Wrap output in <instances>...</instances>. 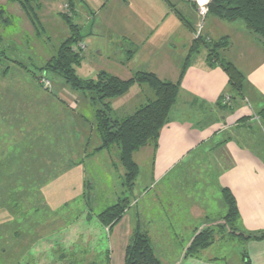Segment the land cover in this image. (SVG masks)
I'll list each match as a JSON object with an SVG mask.
<instances>
[{
	"label": "crops",
	"instance_id": "obj_1",
	"mask_svg": "<svg viewBox=\"0 0 264 264\" xmlns=\"http://www.w3.org/2000/svg\"><path fill=\"white\" fill-rule=\"evenodd\" d=\"M169 1L171 7L164 0H72V19L80 26L83 41L85 37L94 38L104 33L110 37L119 36L124 39L123 43L136 46L128 61L119 60L120 55L112 57L122 50L119 47L106 51L97 48L89 58V65L95 69L92 66L85 74L104 70L127 79L135 71L147 70L163 80L176 81L193 40L194 29L190 31L174 13V10L179 13L177 4L185 1ZM166 18L168 22L162 34L153 37L149 35L152 31L146 33L149 28L161 25ZM84 26L94 29V33L90 29L82 32ZM214 27L219 29L217 37H226L228 42L220 52L221 56L233 62L244 74L243 93L220 104L219 100L229 90L226 73L217 63L208 65L206 48L201 52L199 46L190 56L171 109L175 107L186 117L170 113L159 132L156 146L145 145L133 153L138 174L129 191L131 202L128 208L106 237L102 228H98L95 234L86 233V243L80 244L84 245L86 252L89 249L98 252V257L104 256L100 264H105L106 260L108 264L124 263L125 248L136 225L149 237L161 264H264V115L259 114L264 108V44L248 33L242 24L236 33L225 21L214 19ZM176 47L180 48L179 53L175 52ZM84 57L82 54V61ZM29 88L31 92L35 91L31 84ZM26 90H20L19 102H22L23 110L26 109L24 102L29 101V112L42 110L38 118H45L44 122H39L34 137L46 136L49 141L45 148L50 155L60 154L59 150H54L56 143H51V138L55 136L56 126L61 127L62 123H58L59 118L44 115L42 107L48 105L47 98L41 100L43 105H33L37 99L32 95L26 96L29 99L22 96ZM150 97L152 93L147 86L135 85L112 100L113 114H128ZM57 98L61 106L62 102L68 103L59 94ZM93 124L94 121L90 123ZM80 140L83 143L84 137ZM105 153L108 155L109 151ZM73 167L76 170L72 171L79 173L81 166ZM78 173L73 180L61 181L75 192V195L69 192L68 197L77 196V192L83 189L84 179L80 173L77 176ZM183 185L191 186L192 192L185 191ZM222 188H228L235 198L239 214L236 227L242 232H263L262 237L242 241L243 249L232 255L213 253L212 245L194 255H185L195 230L212 226L226 213ZM214 189L222 199L223 208L219 213L211 209L207 197ZM197 194L198 199L195 198ZM46 199L52 206L62 201L52 191ZM156 217H159L158 223ZM164 222L165 227L161 228ZM163 234L169 238L161 239ZM60 243L69 245L65 240ZM88 261L91 260H85Z\"/></svg>",
	"mask_w": 264,
	"mask_h": 264
},
{
	"label": "rangeland",
	"instance_id": "obj_2",
	"mask_svg": "<svg viewBox=\"0 0 264 264\" xmlns=\"http://www.w3.org/2000/svg\"><path fill=\"white\" fill-rule=\"evenodd\" d=\"M183 1H185L184 4H181V2L177 4V9L186 21L190 23L191 28L194 29L192 33L193 38L199 35L206 40H212V42H216L220 38H223L217 37L216 35L219 29L217 30V28L214 27L215 18L209 17L207 11L204 14L200 12L199 7L207 9V4L210 0H203L202 2L198 0ZM38 2L39 5L35 2L32 6L33 10L36 11L37 20L39 18L44 28L42 26L39 27V21L37 22V27V25L30 20L25 10L14 0H0V8L3 10L4 17L6 18V21L0 19V34L3 39L0 46H2L7 55V57L1 59L0 62V135L2 134L3 136L7 132L11 133L9 134L10 136L7 135L9 137L8 139H10L9 144L11 146L14 144L13 146H15L16 143H13L14 137H17L18 140H23L21 137L27 134V131L29 132V130L33 129L37 132L40 125L39 122H44L45 118H38L42 110L37 113L29 112V101L24 102L26 109L23 110L22 102H19V98H21L20 90L21 88H27L26 94L22 96H25L27 99H29V97H26L27 95L34 96L39 102L35 100L32 102L33 105L36 103H41L43 105L44 103H42L41 100L47 98L48 105L42 107L44 109V115L47 114L46 118H49V116L51 118H59L58 123H62L61 127L56 126L55 133L53 134L56 137L54 136L51 138V143H53V141L56 143L54 150H59L61 156H59L60 158L52 156L50 160H47L46 156L45 162L43 161V163L38 165L37 159L40 158V152L38 153L34 146L32 149L33 157L29 155V148L26 150L25 148H23L24 150H20V148L19 150L15 149L11 151L8 157V163L4 161L1 162L2 166L0 167H2L1 172L3 173L2 175L0 174V183L2 182L1 176H3V174L21 172L22 175H20V178L13 187L18 188L21 185H28L27 188H29L32 193H28L29 200L26 196L24 198L29 202L31 199L34 202L42 201L43 205L50 211V217H48L46 221V227L37 231L41 232L39 238L30 242L31 237H24L21 241L22 247H19V245H17L18 242H14V239L11 237L13 228L8 227L7 229H3L2 226L3 223L12 217L4 208H0V236L2 233L6 232L4 237L0 239V249L2 246H5L7 251L1 254L0 264H17L16 261L18 259L16 257H18V255L19 258L22 257L23 260L30 262V264L34 261L44 263V260L52 257V251L57 249L56 246H59L58 244L61 240H65L69 244L63 246L64 251L73 253L75 257H82L83 260H96L98 261L97 263L100 264V260L103 259L104 256L98 257V252H92L89 249H86L88 250L86 252L84 251V245H80L81 243H86V233L95 234L98 228H102L101 231L103 236L106 237V234L109 232L108 227L102 226L97 221L96 217L93 215L95 213L93 212L100 211L116 203L118 199L129 196L130 193L129 191L124 192L121 186L123 168L118 160V150L113 147L109 150L108 155H106L105 151H100L84 158L83 162L80 164L79 173L84 181L87 180L90 182L88 184H90L91 189L88 191L86 197L83 196V193H85L84 188L80 190L81 192H77V196H72V198L68 197L70 195L69 192H71L72 195H75V192L71 191L72 188H70L68 184L62 182L69 179L73 180V177L76 176L75 174L78 173L72 171L76 169L70 164L71 162L69 160L71 158H81L84 153L91 152V149L97 143V141H95V130H91L90 125V123L94 121L92 119L94 118L95 106L90 104L89 99H87L81 91L72 92L64 86L61 77L50 71H46L45 74L42 73L43 71L41 72L40 67L44 64L46 59L54 53L55 48L64 37L68 35L65 23L60 16H58L59 11L64 12L68 7L64 6L67 0L63 2H60V0H38ZM189 6H191L192 9H189ZM173 19L177 20L176 18ZM167 22L168 18L163 19L161 25L149 28V30H146V33L152 31L149 35H153V37L162 34ZM227 23H229V27H231V24L234 25L231 27L233 33H236L240 29L238 26L242 24L240 20ZM199 25H201L200 29ZM88 29L90 28L84 26L82 27V32L86 33ZM90 31L94 33V29H90ZM95 36L97 37L84 38L85 42L83 41L84 47L81 53L85 56V59L82 61L81 65L76 68L77 74L81 75V77L95 76L96 70H92L87 74L85 73L93 66L92 64L89 65V58L97 48L102 47L103 50L105 49L106 51L119 47V50H122L112 57L120 55L122 57L119 60L125 61L127 56L125 49L134 47L130 46V44L123 43L122 40L124 39L119 36L110 37L108 34L104 33ZM227 44L223 48L221 47L219 51L222 52V50L227 47ZM200 47L201 52L206 48L202 45ZM174 50L176 53L180 52L179 47H176ZM104 62H106V59H104ZM6 66H10L11 68L9 71L3 72ZM34 73L39 76L37 80L34 79ZM44 78L49 81L48 84L45 83ZM30 84L35 88V91H30ZM132 87H130L129 90H131ZM53 92H55V94ZM49 93L53 95H49ZM58 94L61 95L63 99H67L68 103L62 102L61 106L57 98ZM171 114L181 118L186 117V115L175 109V107L171 110ZM75 118L79 119L75 121ZM82 137H84L85 143H81V140L79 141ZM32 141L35 142V137L32 138ZM84 146L85 150L82 151ZM39 147L41 149V146ZM1 148L3 147L0 146V149ZM42 150L45 151V149ZM0 152L5 153V150H0ZM43 155L45 154L43 153ZM0 158H3V156L0 155ZM39 166L51 167V172L45 171L47 173L44 174V176L48 175V179L44 182H42L45 179L43 176L44 170L38 171L37 168ZM79 173L77 176H79ZM56 184L57 186H55ZM183 187L185 191L187 190L189 193L192 192L191 186L183 185ZM51 191L62 198L60 203L53 206L51 203L49 204L46 199ZM207 197L210 201L209 206L211 209L219 213L218 211H221L223 207L221 205L222 199L217 189L212 191L211 194H208ZM195 198H200L199 194H197ZM130 202L129 200V203ZM88 216L90 217L87 220ZM155 221L158 223L160 221L159 217H156ZM160 227L164 228L165 222L160 225ZM215 230L214 239L211 244L213 253L232 255L236 251L240 252L243 249L242 241L229 234V231L218 228ZM54 231H58L56 233L58 235H55L54 238L49 239L44 236L47 233L53 234ZM59 232L61 233L59 234ZM6 235L9 237H6ZM183 235L185 236V234ZM168 238L169 237L165 234L161 236V239L166 240ZM6 239H8L9 242L7 241L8 243L5 244L4 242H6ZM79 247L84 249H81L83 252L82 254L77 252L79 251ZM56 253L59 254V252ZM78 255L82 256L80 257ZM95 255L97 257H95ZM67 258H65L66 262Z\"/></svg>",
	"mask_w": 264,
	"mask_h": 264
},
{
	"label": "trees",
	"instance_id": "obj_3",
	"mask_svg": "<svg viewBox=\"0 0 264 264\" xmlns=\"http://www.w3.org/2000/svg\"><path fill=\"white\" fill-rule=\"evenodd\" d=\"M14 1L25 10L34 24L37 25V22L39 21V27H43L39 18L37 20V15L35 14L36 11L33 10L32 6L35 2L39 5L38 0ZM164 1L171 7L172 4L169 0ZM66 5L68 7L67 10L64 12L59 11L58 16H60L65 23L68 35L57 45L54 53L44 62L40 67V70L41 72L43 71L42 73L44 74L46 71H50L61 77L64 86L71 91H81V93L89 99L90 104L95 106L94 124L91 126V130H95L97 144L91 149V152L84 153L81 158H71L69 160L71 162L70 164L73 166L80 165L86 156L92 155L95 152L109 151L115 147L118 150L119 163L124 170L121 181V186L124 192L131 191L138 174V166L133 159V153L145 145L156 146L159 132L163 125L168 121L172 106L179 94L180 80L188 65V60L192 54L197 52L199 46L202 45L206 47V61L208 65L211 66L217 63L226 73L228 78L227 84L229 87V90L226 91V93L230 95L231 99L234 95L240 96L243 93L244 74L233 62L223 58L219 51L221 47L223 48L227 44L225 37L220 38L216 42H212L210 39L206 40L199 35L194 37L176 81L163 80L154 72L147 70L135 71L127 79L119 78L118 76L112 75L104 70L98 71L93 77L83 78L79 76L76 71V68L82 62V49H74V46L83 43V35L81 34L80 26L72 19V16L74 15L72 0H67ZM174 13L189 30H193L190 23H188L181 14L176 10H174ZM207 14L209 17L226 22L240 20L246 31L258 37L264 44V0H210L207 4ZM0 19L6 21L4 12L1 8ZM2 41L3 39L0 34V45ZM135 51L136 46L127 49L125 60L128 61ZM5 57H7V55L2 46H0V62L1 59ZM10 68V66H6L3 69V72L9 71ZM33 76L36 80L39 77L35 73ZM133 85L147 86L152 93V97L148 98L144 103L140 104L128 114L123 116L114 115L111 104L112 100L127 93ZM221 100H219L220 104H222ZM259 114L264 115V108L259 111ZM35 133V130H30V132L27 131V134L22 136L23 140H18L17 137H14L13 143H16L15 146H13L14 144L12 146L9 144L10 139H8V136H10L9 134L11 133L7 132L3 136L1 134L0 146L3 148L0 150H5V153L0 152V155L3 156V158H0V166H2V161L5 163L9 162L8 157L10 156L11 151L15 149L19 150L21 148L20 150H22L25 148L26 150L29 148V155L30 157H33L32 149L34 146L38 153L40 152V158L37 159L38 165L43 163L46 156L47 160L52 159L53 155H50L48 148H45V144L49 140L46 139V136H42L35 137V142H33L32 138L29 137H34ZM38 135L39 134H37V136ZM83 143H85V141ZM39 146H41V149ZM42 149H45V151ZM84 150L85 146L82 151ZM43 153L45 155H43ZM59 156H61V154L54 155L55 158H60ZM1 168L2 167H0V174L2 175L3 172H1ZM50 168L39 166L37 170H44V176L47 172H51ZM20 175H22L21 172L13 174L8 173L6 175L3 174V176H1L2 182L0 183V208H4L12 217L3 223L2 226L3 229H7L8 227L13 228L11 237L14 239V242H18L17 245H19V247L21 246V241L24 237H31L30 242L39 238L41 232L37 231L46 227V221L48 217H50V211H48L47 207L43 205L42 201L34 202L31 199L29 202L24 198L26 196L29 200L28 193H32L31 190L27 188L28 185H21L18 188L13 187L20 178ZM45 176V179L42 182L48 179V175ZM88 183L90 182L87 180L84 181L83 188L85 193H83V196L85 197L91 189L90 184ZM221 193L226 206V213L219 220L213 222L214 224L212 226L201 227L195 230L185 249V255H194L201 249L209 247L213 242L214 233L216 231L215 229L217 228L229 231V234L241 241L251 238L259 239L262 237L263 232H242L236 227L239 214L235 198L228 188H222ZM128 205L129 196H124L118 199L116 203H113L100 211L93 212L95 213L93 215L102 226L108 227V230L110 231L111 228L121 219ZM89 217L90 216L87 217V220ZM57 232L58 231H54L53 234L47 233L44 236L51 239L54 238V235ZM5 233L1 234L0 239L4 237ZM6 237L9 236L6 235ZM8 239L4 242L5 244L9 242L10 239ZM58 245L59 246H56L57 249L52 251V257L46 259L45 262L43 261L44 263L34 261L31 264H98V261L96 260H91L86 263L81 257L82 255H78L82 259L75 257L73 253L64 251V244L59 243ZM80 247L77 252L82 254V250L84 249L81 250ZM5 252H7L5 246H2L0 249V256ZM56 252H59V254ZM95 257L97 256L95 255ZM16 258L18 259L16 261L17 264H30V262L23 260L22 257V259L19 258V255ZM65 258H67V262ZM105 258H107V252L105 253ZM105 264H108V260H106ZM123 264H161L160 259L153 251L149 237L142 232L137 225L133 228L126 245Z\"/></svg>",
	"mask_w": 264,
	"mask_h": 264
},
{
	"label": "built area",
	"instance_id": "obj_4",
	"mask_svg": "<svg viewBox=\"0 0 264 264\" xmlns=\"http://www.w3.org/2000/svg\"><path fill=\"white\" fill-rule=\"evenodd\" d=\"M65 7H67V5L65 4L64 5ZM199 9H200V12H201V14H204V13H206V11H207V9H205V8H201V7H199ZM200 26L201 25H199V29H200ZM197 34H198V32H197ZM197 34H196V36H197ZM84 47V44L83 43H79V44H77L76 46H74V49H78V48H83ZM44 80H45V78H44ZM48 82L49 81H47V80H45V83H47L48 84ZM230 100V95L229 94H227V93H225V94H223V96H222V102L223 103H226L227 101H229Z\"/></svg>",
	"mask_w": 264,
	"mask_h": 264
},
{
	"label": "bare ground",
	"instance_id": "obj_5",
	"mask_svg": "<svg viewBox=\"0 0 264 264\" xmlns=\"http://www.w3.org/2000/svg\"><path fill=\"white\" fill-rule=\"evenodd\" d=\"M198 1L202 2L203 0H198Z\"/></svg>",
	"mask_w": 264,
	"mask_h": 264
}]
</instances>
